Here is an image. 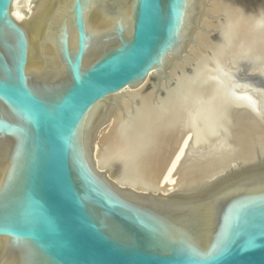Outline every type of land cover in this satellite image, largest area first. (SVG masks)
<instances>
[{"label":"water","instance_id":"95a60500","mask_svg":"<svg viewBox=\"0 0 264 264\" xmlns=\"http://www.w3.org/2000/svg\"><path fill=\"white\" fill-rule=\"evenodd\" d=\"M13 1L0 0V264H264L259 141L166 191L121 183V162L94 155L126 90L193 86L197 34L226 46L204 18L258 14L263 32L264 0H35L23 21ZM239 58L219 69L257 87L264 120V72Z\"/></svg>","mask_w":264,"mask_h":264},{"label":"bare ground","instance_id":"6f19581e","mask_svg":"<svg viewBox=\"0 0 264 264\" xmlns=\"http://www.w3.org/2000/svg\"><path fill=\"white\" fill-rule=\"evenodd\" d=\"M34 1L14 0L12 15L27 19L35 10ZM207 2V9L214 12L226 9ZM224 12L227 18L222 24L206 17L203 25L219 26L228 40L226 46L217 47L198 33L202 44L190 49L195 57L193 86L190 75L183 72V80L157 100L145 86L126 90L120 107L100 129L94 152L97 164L111 168L113 162H121V183L131 180L134 185L166 191L198 175L216 172L233 155H247L255 140L264 148L260 95L254 96L257 87L248 81L241 86L242 81L229 71L226 74L231 80L225 79L219 69L226 61L232 71L239 69V57L249 56L256 59L257 67L246 72L258 66L264 72V31L257 30L258 14L248 18L234 10L231 14L230 8ZM133 107L135 112L130 113ZM126 109L129 113L124 115ZM185 127L190 133L183 136Z\"/></svg>","mask_w":264,"mask_h":264},{"label":"rangeland","instance_id":"374dc122","mask_svg":"<svg viewBox=\"0 0 264 264\" xmlns=\"http://www.w3.org/2000/svg\"><path fill=\"white\" fill-rule=\"evenodd\" d=\"M152 80H150V82H151Z\"/></svg>","mask_w":264,"mask_h":264}]
</instances>
